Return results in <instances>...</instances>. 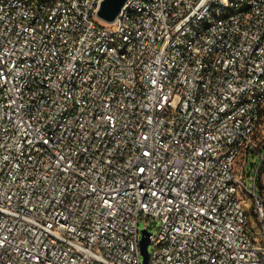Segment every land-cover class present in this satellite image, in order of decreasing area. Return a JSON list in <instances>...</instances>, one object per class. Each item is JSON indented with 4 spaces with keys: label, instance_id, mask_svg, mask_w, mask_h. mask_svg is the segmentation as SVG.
<instances>
[{
    "label": "built area",
    "instance_id": "obj_1",
    "mask_svg": "<svg viewBox=\"0 0 264 264\" xmlns=\"http://www.w3.org/2000/svg\"><path fill=\"white\" fill-rule=\"evenodd\" d=\"M0 0V264H264V0Z\"/></svg>",
    "mask_w": 264,
    "mask_h": 264
},
{
    "label": "water",
    "instance_id": "obj_2",
    "mask_svg": "<svg viewBox=\"0 0 264 264\" xmlns=\"http://www.w3.org/2000/svg\"><path fill=\"white\" fill-rule=\"evenodd\" d=\"M127 1L128 0H102L97 12V16L106 23L114 22ZM140 244L143 257V264H148V231L143 230Z\"/></svg>",
    "mask_w": 264,
    "mask_h": 264
}]
</instances>
